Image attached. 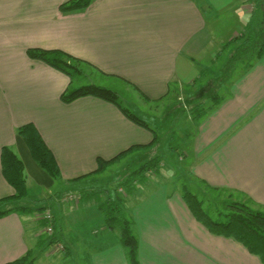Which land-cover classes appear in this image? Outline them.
Returning a JSON list of instances; mask_svg holds the SVG:
<instances>
[{
  "label": "crops",
  "instance_id": "0c3cea01",
  "mask_svg": "<svg viewBox=\"0 0 264 264\" xmlns=\"http://www.w3.org/2000/svg\"><path fill=\"white\" fill-rule=\"evenodd\" d=\"M65 1L0 0V64L5 66L0 78V199L15 193L1 164L2 150L8 146L24 163L29 196L39 197L38 205L54 215L57 238L68 252L62 253V261L130 264L127 248L117 232L107 227L98 205L82 198L83 190L108 178L95 173L82 181L73 179L94 171L98 157L110 159L133 145L151 143L155 132L97 96L63 101L61 94L70 85L71 76L31 58L27 50L62 49L83 59L84 71L101 75L92 83L114 90L130 86L142 100L154 102L173 88L176 93L175 87H179L177 98H181L182 85L196 89L201 78L198 62L208 51L207 59L214 62L218 49H214L200 0H94L84 11L63 14L60 5ZM205 2L219 10L243 7L250 15L256 4L255 0ZM244 26L241 23L240 30ZM80 75L74 78V85L80 83L75 86L87 84ZM232 89L229 99L223 98L207 113L190 143L192 174L211 192H238L251 206L264 210V169L255 163L261 161L264 151L258 148L264 144L258 145L264 140V57L243 72ZM185 93L187 99L194 92ZM134 112L139 114L140 109ZM249 113L245 121L243 117ZM242 121V127L229 134L230 128ZM29 122L37 126L53 151L60 178L54 179L39 166L18 134V127ZM225 133L226 140L221 138ZM139 147L132 150L138 154L134 159L154 146ZM144 158L133 159L136 163L132 160V164L127 160L129 171L109 179L110 185H100L105 197L123 194L125 215L132 220L139 239L140 264H263L240 242L212 233L194 217L182 197L185 184L173 189L160 184L164 165L160 159L150 164L146 177L135 174ZM70 194L80 197L65 201L63 196ZM42 213L12 212L0 218V264L28 251L36 253L37 264H53L47 254L56 255L47 247L38 253ZM85 251L82 256L80 252Z\"/></svg>",
  "mask_w": 264,
  "mask_h": 264
},
{
  "label": "trees",
  "instance_id": "16d2710c",
  "mask_svg": "<svg viewBox=\"0 0 264 264\" xmlns=\"http://www.w3.org/2000/svg\"><path fill=\"white\" fill-rule=\"evenodd\" d=\"M93 2L94 0H67L60 5V11L63 14L84 11ZM255 2V8L251 13V21L245 24L244 30L242 31L243 33L240 37L242 41L230 49L221 68L218 71L216 70V73H212L203 84L202 92L205 87L206 89L208 87V91L202 94L203 98L201 99L203 100H200L201 91L193 93V96L191 95V97H187V99L184 100V102H187L186 106L190 108L189 114L194 119H199L205 116L208 110L210 111L223 100V97L219 92V87L229 83V80L233 78L235 74L234 71L237 70L239 65L242 67V72H246L257 60L264 57V0H255ZM231 41H233V39ZM231 41L229 42L230 45L232 44ZM27 52L31 58L43 60L47 64L71 76L70 85L61 94V99L63 101L71 102L79 97L88 95L97 96L116 104L132 121L153 130L141 115L124 106L120 102L119 94L116 90L92 82L79 86L74 85L75 76L84 72L82 68V65L84 64L83 59L58 48L46 49L33 47L29 48ZM216 67L218 68L217 65ZM205 72L206 74L201 75V78L208 74L207 70H205ZM169 92H171V90ZM153 131L155 132V130ZM17 132L24 138L39 166L54 179L60 178L61 169L59 163L37 126L33 122H29L19 126ZM158 138V134L155 132L152 142L147 145H133L129 149L122 151L110 159L98 157V167L94 171L74 178L73 180L82 181L92 174L103 172L112 164L122 160V158L132 150L141 148L139 146H155L158 142ZM157 160L158 159L154 158L143 163L136 168L134 173L145 176L150 164ZM1 164L3 174L15 189V193L0 199V218L12 212L20 214L44 212L43 210L45 207L39 206L38 204L31 206L24 202V200H29L25 166L14 149L8 146L3 148L1 153ZM115 188L118 189L119 187ZM104 191L105 189L101 186L98 187L97 185H93L82 191V198L85 200L84 202H93L98 205L105 216L107 227L113 232H117L121 244L127 248L130 264H140L139 239L133 231L132 220L125 215V200L120 193L118 194V192L114 195H110L114 197H105ZM110 191L111 193H114L113 190ZM77 197L79 198V196ZM182 197L194 217L209 231L214 234L228 236L237 240L251 253L257 255L264 264V210L254 208L247 201L231 199L227 204L229 206V211L225 214L226 218L224 220H217L206 210L205 201L186 185L183 186ZM42 224L43 226L47 224L53 225L54 233L52 235L46 233L47 235L41 238L37 246L40 250L43 249V251L46 247L50 250V247L55 242L59 241L55 232L54 215L52 221L49 223L47 221H42ZM63 251L64 255L68 253L66 252V245ZM4 264H37L36 253L28 251L26 255Z\"/></svg>",
  "mask_w": 264,
  "mask_h": 264
},
{
  "label": "rangeland",
  "instance_id": "374dc122",
  "mask_svg": "<svg viewBox=\"0 0 264 264\" xmlns=\"http://www.w3.org/2000/svg\"><path fill=\"white\" fill-rule=\"evenodd\" d=\"M199 2L204 8L203 9L204 13L206 15L207 21L209 22L208 27L212 31L211 36L213 38L214 49L215 50L218 49L216 51L217 54L214 58V60H218V61H215L216 63L215 64L210 59H207L209 58L208 55L210 54L209 53L210 51H208V55H206L205 57L206 59L203 58L200 60V62H198V67L200 70L199 76L206 74V72L204 71V68H206V70L208 71L207 72L208 74L205 77L200 78L198 80L196 84V89H193V86L187 87L186 84L182 85L181 91H180L181 93L179 94L181 98H177V92H179V87H175L177 91L176 93L174 92V88H173L171 89V92H169L168 95H165L163 99L157 100L154 102L152 101L153 103L145 102L144 100H142L143 97L139 95V92L130 86L126 87V89L124 90H116V91L119 94L120 102L124 106L134 111L137 110V108L140 109L139 114H142L143 116L142 118H144L148 122V124L151 126L153 130H155V132H157L158 137H159L158 142L155 144V146L152 149L150 148L151 150L147 152L148 154H144V155L141 154V156L137 158L140 159L145 156L143 160L144 163L149 160L148 158L155 157L156 159H160L161 162H164V165H165V166L162 165L161 169L163 168L165 171H168V170L173 171V176L169 179L165 175L161 174V169H160V178L162 179L160 184H162L163 186L169 189H173V187H179L185 184L187 187L193 190L194 193H197L205 201L206 210L215 219L224 220L226 218L225 214L228 213L229 211V206L227 205L229 201L231 199L245 201V199L242 194L235 192V191L232 194L224 193L222 191L211 192L212 190L209 189V186H207L202 181L197 180L193 176L192 173H194V171L193 169H191V164H193V156H191V152H190V143L192 139L196 137L197 131L199 130V126L206 119V116L208 115L207 113H209L212 109L210 111L208 110L205 116L199 119L198 118L193 119V118L188 117L190 115L189 114L190 108L186 106L187 102H184V100H186L185 99L186 90L187 91L193 90L194 93H197L200 91L202 92V89H203L202 86L207 80V78H209L212 75V73L213 74L214 72L216 73L221 68V65L224 64L225 59L228 56V53L230 52V49H232L234 46H236L242 41L240 37L242 36V33H243L242 31L244 30V28L240 30L241 22L236 17L234 8L233 9L227 8V9L219 10L212 4H211L212 7L208 6L205 0H200ZM207 3L210 5V2H207ZM223 36H226L227 39H225ZM232 37H233V41H231ZM234 37L238 39H235ZM230 41L232 42L231 45L229 44ZM215 45L217 47L221 46V49L217 48ZM9 51H14V50L10 49ZM216 65L218 66V68L216 67ZM4 67H5L4 65L0 64V78L1 79H2V71ZM84 67L89 68L88 66H84ZM88 71H91V70H85L80 75V79L82 83H91V82H97L100 80L101 75L96 74L95 72L92 73ZM85 72H86V75H85ZM234 72L235 74L233 76V79L230 85H227V87L225 85H223L222 87H219V92L223 96V98H225V100L229 99L233 95L232 88L235 82H237V80L239 79V76L243 73L242 67L239 65L237 70ZM77 82L78 81H75V85L80 84L79 82L78 83ZM206 91H208V87L207 89L205 87L203 92L200 93L201 101L203 100L201 99L203 98L202 94L205 93ZM260 106H262V104ZM260 106L259 107L257 106L256 108H260ZM250 115H251L250 113L247 114L245 117H243V119L246 121L250 117ZM243 122L244 121L234 124L230 128L229 134H232L233 132L241 128ZM227 136H228V133H225L221 138H224L226 140ZM263 142L264 140H261L258 143V145L263 144ZM258 148L264 149V144L258 146ZM134 152H136V150L126 154V156H124L122 160H119L118 162L112 164L105 171L97 173V175L101 174V177L106 176V178L108 179L96 185L98 187H100V185H102L103 183H105V185H110L109 179H113V178L115 179L118 176H120L122 173L129 171L126 168L128 166V164L126 165L127 160H129L130 164H132L134 160L135 161L139 160V159H134L138 155V154H135ZM185 152H187L188 155ZM135 161L133 163H136ZM255 163L262 170L264 169V151L262 153L261 161L260 160L255 161ZM137 165L135 164V166ZM107 170H111V171L109 172ZM109 173H111L112 175ZM147 179H150L149 176L147 177ZM70 195H64L63 199L65 201L69 199H73L70 197ZM28 199L29 200H26V201L24 200V202L31 206L35 204H39V202L42 201V200L39 201V197H36L35 199L31 195L28 196ZM154 200H155V197H154ZM139 202L140 201H138L137 204H139ZM27 215H30V214H27ZM27 220H29L28 217H27ZM39 220H42V219L40 218ZM45 226L46 225L42 226V229H41V235L43 236L47 235L44 230ZM39 242L40 240L38 241V243ZM38 253L40 254L41 250H39ZM49 253L57 255V256H51L47 253H44L45 257H47L46 254L52 257V259L49 257L47 258L53 264H87V261L84 259H81V260L76 259V261H73L70 258L69 260L62 261V255L64 254V251L59 252L55 248L50 249ZM80 254L84 256L86 254V251L80 252ZM91 263H92V259H91Z\"/></svg>",
  "mask_w": 264,
  "mask_h": 264
},
{
  "label": "built area",
  "instance_id": "2783aa9c",
  "mask_svg": "<svg viewBox=\"0 0 264 264\" xmlns=\"http://www.w3.org/2000/svg\"><path fill=\"white\" fill-rule=\"evenodd\" d=\"M70 197H71V198H75V199L78 198V197H77L76 195H74V194H71ZM40 218H41L42 220L47 221V222L49 223L50 221L53 220V214H52V212H51L50 210H46V211H44V212L42 213V215H41ZM44 230H45V233L50 234V235H52V234L54 233V227H53V225H51V224H47V225L45 226ZM53 248H55V249H57L59 252H61V251H63V250L65 249V245H64L62 242L58 241V242H55V243L50 247V249H53Z\"/></svg>",
  "mask_w": 264,
  "mask_h": 264
},
{
  "label": "clouds",
  "instance_id": "9594fccd",
  "mask_svg": "<svg viewBox=\"0 0 264 264\" xmlns=\"http://www.w3.org/2000/svg\"><path fill=\"white\" fill-rule=\"evenodd\" d=\"M235 15L238 18V20L242 23V24H247L251 21V15L246 13V11L244 10L243 7H238L235 9ZM161 174L165 175L167 178H171L173 176V171L172 170H168L165 171L163 168L161 169Z\"/></svg>",
  "mask_w": 264,
  "mask_h": 264
}]
</instances>
